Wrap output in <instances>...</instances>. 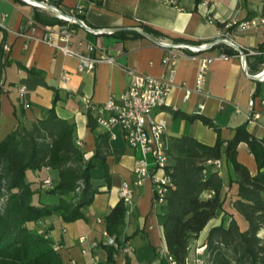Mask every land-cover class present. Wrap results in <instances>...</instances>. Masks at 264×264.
<instances>
[{"label": "crops", "instance_id": "crops-1", "mask_svg": "<svg viewBox=\"0 0 264 264\" xmlns=\"http://www.w3.org/2000/svg\"><path fill=\"white\" fill-rule=\"evenodd\" d=\"M210 3V14L202 7ZM65 11L75 2L66 0ZM264 0H179L178 6L165 5L157 0H99L97 7L90 8L85 23L94 29L142 28L151 37L170 44L206 45L217 39H227L241 47L248 56L249 76L243 68L239 54L233 48L221 44L203 52L200 57L211 58L204 93L196 89L200 68L199 59L180 55L175 67V87L167 98V107L162 117L167 123L166 137L192 136L202 143L214 145L218 134L199 118L187 120L174 117L169 109L190 116H202L220 128L225 142L235 137L237 128L245 126L256 138L264 140V82L251 76L264 70V55L260 47L264 44V26L261 11ZM255 13L256 16L248 20ZM49 21L55 16L21 0H0V60L7 66L0 93V142L6 139L21 123L30 128L32 124L48 117L55 107L57 115L75 126V140L87 161L91 162L92 185L99 190L93 203L83 209L84 218L67 223L61 217L45 218L30 226L45 234L59 246L58 254L64 264H169L160 252L167 249L163 227L159 223L153 183L147 179L133 191L132 203L126 205L127 216L124 236L129 239L133 252H117L113 261L109 259L105 218L121 201L120 191L124 183H132L136 176L134 168L139 160L151 165L154 159L126 142L120 127L112 135L95 122L94 113L87 108L84 99L95 106L105 104L111 97H120L128 84L125 68L154 77L164 76L169 68L163 59L172 49H165L157 43L134 31H118L114 34L95 36L77 27V36L70 46L81 54H88V45H98L95 55L105 54L116 60L115 64L99 63L92 72L79 70V60L64 55L43 42L44 30L31 24L36 15ZM227 23L224 31L218 24ZM43 24V23H42ZM243 24H248L243 28ZM46 25V24H43ZM230 27L231 32L226 30ZM8 46L9 51L2 52ZM185 53V51H181ZM254 52L255 54H251ZM222 54L229 59H220ZM216 58V59H215ZM69 76V81L62 79ZM27 91L21 95L19 88ZM192 91L185 100L186 90ZM58 96L55 104V97ZM204 105V109L200 107ZM240 108L242 113H238ZM252 110L251 119L248 112ZM254 115L259 118L255 119ZM109 136L110 155L103 162L97 157L99 140ZM237 159L250 172L258 173V165L247 143L238 147ZM219 171L227 195L225 209L232 211V200L237 191L230 192L231 165L224 157L214 164ZM52 178L58 181L56 172L50 169L29 171L27 179L37 191L34 202L55 204L59 198L49 195L43 181ZM55 197V198H53ZM212 197L205 193L204 199ZM53 199H55L53 201ZM231 218L220 213L200 234L203 245L213 227L228 225ZM81 239H84L81 242ZM188 264H195L196 254L192 251Z\"/></svg>", "mask_w": 264, "mask_h": 264}, {"label": "trees", "instance_id": "trees-1", "mask_svg": "<svg viewBox=\"0 0 264 264\" xmlns=\"http://www.w3.org/2000/svg\"><path fill=\"white\" fill-rule=\"evenodd\" d=\"M255 16L252 13L248 20ZM261 17L264 19V6ZM36 20L47 26L63 23L58 19L49 21L39 14ZM227 25L218 24L221 31ZM233 29L230 27L226 31ZM2 50L4 52V48ZM260 52L264 55V44ZM6 67L1 59L0 93ZM57 100L58 96L55 104ZM169 110L176 118H199L218 134L214 145L202 143L192 136L168 138L166 172L171 184L157 213L170 256L177 264H188L193 241L213 219L224 213L231 221L210 230L203 246L204 264H264V140L240 126L233 140L225 142L220 136V128L211 120ZM108 142L109 136L105 135L98 143L97 157L103 162L110 155ZM241 143L248 144L256 159L259 170L255 175L237 159ZM224 157L231 165L229 192L237 187L231 212L225 209L227 195L222 177L214 170V164ZM92 167L76 143L75 126L61 119L55 107L47 118L30 128L20 123L0 142V264H64L53 241L30 224L53 216L61 217L67 223L83 219V209L89 207L99 193L91 182ZM45 168L58 175V181L53 182L54 187L48 191L49 195L59 198L55 204L35 203L37 191L27 179L29 171ZM81 182L83 187L76 192ZM208 192L212 197L204 199L203 195ZM126 216L127 208L121 200L105 218L106 231L115 237L119 247L104 245L112 261L114 254L130 241L124 236ZM126 264L130 262L127 260Z\"/></svg>", "mask_w": 264, "mask_h": 264}, {"label": "built area", "instance_id": "built-area-1", "mask_svg": "<svg viewBox=\"0 0 264 264\" xmlns=\"http://www.w3.org/2000/svg\"><path fill=\"white\" fill-rule=\"evenodd\" d=\"M65 1L66 0H40V2L64 11L67 15L73 18L80 19L85 25L87 24L83 17H85L87 11L90 8L99 5V0H74L75 4L70 7L68 11H65ZM157 1L169 6H178L179 2V0ZM25 3L38 9L46 10L40 5L29 3L28 1H25ZM201 6L207 9V14L209 15L210 3L202 2ZM51 13L63 23L55 26H47L38 21H32L31 24L43 28L44 43L55 48L57 51L62 52L66 56L78 59L79 70L81 72H92L95 70L96 66L102 62H108L110 64L116 63L114 58L105 54L95 55L98 49V45L95 44L88 45V54H81L72 49L70 44L74 38H76L77 27L79 26L68 18L62 17L54 12ZM262 25L264 26V19L262 20ZM247 26L248 24L242 25L243 28H247ZM93 35L101 36L106 34L99 29L94 31ZM162 43L170 44L165 42ZM205 46L206 45H200L189 48L178 47L172 49L173 51L163 59V65L169 68V72L161 77H154L140 73L132 68H125L128 77V84L125 93L118 98L111 97L101 106H95L91 100L84 99L87 108L94 113L95 122L99 127L104 128L112 137L113 129L115 127H120L123 136L130 147L139 149L145 155H151L154 159L152 165L146 160L137 161L134 168L136 179L132 183H124L120 191L121 200L124 201L125 205L132 203L134 188L142 186L147 179H150L153 183L156 206L158 207L164 202V196L171 184V178L166 172L169 162V157L167 155L168 138L166 137L167 123L162 117V111L167 107V98L175 87V67L178 63V52L181 53L180 55L199 59L201 64L196 79V89L194 91L199 94L204 93L210 64L213 61L211 58L200 57L203 53L202 48H205ZM4 50L9 51V47H4ZM181 51H185V53ZM251 54L254 55L255 53L251 52ZM219 58L228 60L229 56L222 54ZM258 76H260V82H264V70L258 74ZM62 79L67 82L69 81V76L63 75ZM26 91L27 88L25 86L19 88L21 95L25 94ZM191 94L192 91L187 89L185 100H188ZM203 109L204 105L200 107V110ZM237 112L242 113V110L238 108ZM248 116L251 119L253 116L252 110L248 112ZM254 118L258 119L259 116L254 115ZM78 146L80 147L81 144H78ZM53 184L52 178H47L43 181V185L47 188H53ZM82 187L83 183L81 182L76 192H80ZM105 237L108 239L107 245L119 248L115 237L110 236L107 232H105ZM83 241L84 239H81V242ZM54 249L59 251L60 248L56 245L54 246ZM120 251L129 254L133 252V248L129 242H126L125 246L122 247ZM160 255L166 259L169 264H177L170 256L167 249L161 251ZM196 263L204 264L202 256L196 258ZM72 264H75V262H72Z\"/></svg>", "mask_w": 264, "mask_h": 264}, {"label": "water", "instance_id": "water-1", "mask_svg": "<svg viewBox=\"0 0 264 264\" xmlns=\"http://www.w3.org/2000/svg\"><path fill=\"white\" fill-rule=\"evenodd\" d=\"M21 1H24V2L28 1L29 3L40 5L42 8H44L48 11L54 12V13L62 16V17L68 18L69 20L73 21L77 26H79L80 28H82L85 31L90 32L92 34L94 33V31L99 30V29L91 28V27L85 25L80 19L73 18V17L67 15L64 11L57 9L51 5L40 2L38 0H21ZM100 30H102V32L106 35L107 34H114L118 31H134V32L146 37L147 39L157 43V45H159L163 48H168V49H174V48H178V47L179 48H182V47H188L189 48V47L195 46V45H191V44H164L160 41H157L153 37H151L147 32H145L142 28H139V27L138 28H123V29H117V30L116 29H100ZM221 44L227 45L239 53V55L242 57V64H243L244 71L249 76L248 56H247L246 52L241 47H239L238 45H236L232 41H229L227 39H217L210 44H206L205 48H202V50H203V52H205V51H208V50H210V49H212L218 45H221ZM251 77L258 82L261 81L260 76H258V75H253Z\"/></svg>", "mask_w": 264, "mask_h": 264}, {"label": "rangeland", "instance_id": "rangeland-1", "mask_svg": "<svg viewBox=\"0 0 264 264\" xmlns=\"http://www.w3.org/2000/svg\"><path fill=\"white\" fill-rule=\"evenodd\" d=\"M55 19H57L56 17H54ZM53 187H54V184H53ZM47 188V187H46ZM52 188H47V190H51ZM53 198H55V197H53ZM55 199H53V201H54ZM203 241H204V239H203V236L202 237H200L199 236V238L197 239V240H194L193 241V248H192V251H194V253L196 254V258H198L199 256H202L203 254H204V250H205V248H203ZM195 264H197L196 263V259H195Z\"/></svg>", "mask_w": 264, "mask_h": 264}]
</instances>
